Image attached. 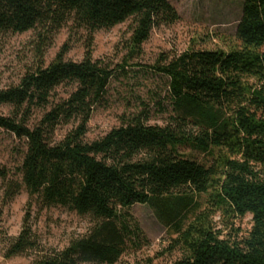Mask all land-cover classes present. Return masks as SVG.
<instances>
[{"label": "trees", "instance_id": "1", "mask_svg": "<svg viewBox=\"0 0 264 264\" xmlns=\"http://www.w3.org/2000/svg\"><path fill=\"white\" fill-rule=\"evenodd\" d=\"M179 20L168 0H0V38L34 35L25 73L0 89V108H10L0 112V128L26 147L17 178L0 168V218L22 193L29 199L19 234L0 233L5 258L34 253L31 264H117L148 243L130 212L139 204L170 232L160 255L178 252L172 264H264V0H244L236 47L161 54L150 66L169 78L164 126L149 124L146 112L128 114L87 140L112 78L139 66L154 30ZM128 22L121 62L94 59L96 34ZM66 28L85 41L83 60L68 59L65 43L48 63ZM37 208L66 209L90 227L62 249H45L32 226ZM247 215L252 227L240 238L234 225Z\"/></svg>", "mask_w": 264, "mask_h": 264}, {"label": "rangeland", "instance_id": "2", "mask_svg": "<svg viewBox=\"0 0 264 264\" xmlns=\"http://www.w3.org/2000/svg\"><path fill=\"white\" fill-rule=\"evenodd\" d=\"M177 10L180 20L167 27L154 30L150 39L144 44L143 56L137 62L139 66L127 68V74L118 73L112 78L107 93L98 106L89 123L88 141L99 139L113 128L120 126L121 117L128 114L146 112L148 123L164 126L171 114V101L168 99L169 78L154 73L150 66L154 65L161 54H179L188 49H205L229 51L237 46V25L242 16L244 0H168ZM130 22L117 26L109 31L96 34L93 46L94 59H110L120 63L124 57L122 39L129 36ZM33 33L7 35L0 38V89L17 84L25 73V68L32 58L30 43ZM68 43L71 47L67 58L80 62L86 53L85 41L71 36L68 28L57 37L50 49L47 62L50 63L62 46ZM65 90L61 91L64 95ZM4 115L10 108H0ZM70 128L64 127L59 135H64ZM24 141L17 139L12 133L0 128V168L5 167L16 175L21 166ZM194 156L207 164V156L195 153ZM1 194V188H0ZM28 195L24 192L16 200L3 209L0 218V233L17 236L21 231L23 219L27 212ZM207 196L202 197L203 208L206 207ZM131 214L148 243L123 255L117 264H172L180 257L179 253L161 256L168 247L171 234L155 217L147 205H134ZM217 229H223L222 219L216 215L214 219ZM33 230L45 249L66 247L69 242L86 232L90 222L86 218L63 208L34 210L32 217ZM252 227V217L247 215L237 220L234 229H240L239 237L247 235ZM232 236V229L226 231ZM34 253L12 259L5 258L4 245L0 239V264H31Z\"/></svg>", "mask_w": 264, "mask_h": 264}]
</instances>
